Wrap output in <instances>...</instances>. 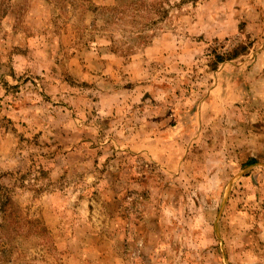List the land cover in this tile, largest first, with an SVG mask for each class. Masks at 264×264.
<instances>
[{"label":"rangeland","instance_id":"1","mask_svg":"<svg viewBox=\"0 0 264 264\" xmlns=\"http://www.w3.org/2000/svg\"><path fill=\"white\" fill-rule=\"evenodd\" d=\"M7 196L0 264H264V0H0Z\"/></svg>","mask_w":264,"mask_h":264},{"label":"trees","instance_id":"2","mask_svg":"<svg viewBox=\"0 0 264 264\" xmlns=\"http://www.w3.org/2000/svg\"><path fill=\"white\" fill-rule=\"evenodd\" d=\"M246 49L245 46H241L240 48H237L235 50H229V51H225L222 53H217V57H216V61L221 62V61H225L226 59H231L236 57L237 55H239L241 52H243ZM7 209H9V211H7ZM10 209H18L16 210V212H19V208L15 207V204H13L11 197H6V202L2 201L0 202V213H5L4 214V223L5 224H9L11 223V219H12V214ZM7 211V212H6ZM5 224H3L5 226Z\"/></svg>","mask_w":264,"mask_h":264}]
</instances>
